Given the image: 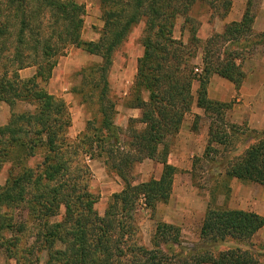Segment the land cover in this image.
<instances>
[{
  "label": "trees",
  "instance_id": "trees-1",
  "mask_svg": "<svg viewBox=\"0 0 264 264\" xmlns=\"http://www.w3.org/2000/svg\"><path fill=\"white\" fill-rule=\"evenodd\" d=\"M258 1L248 0L239 23L226 25L203 42L194 9L206 10L209 22L223 20L232 0H104L102 36L87 43L82 39L85 7L78 0H0V103L11 110L9 123L0 128V175L8 166L6 181L0 184V248L8 262L43 264L45 253L44 264H264V243L253 241L264 228V217L214 202L223 177L264 189V131L234 125L228 117L233 103L211 101L207 92L213 75L237 90L245 81L242 63L264 45V33L253 31ZM180 18L189 33L187 42L174 36ZM141 22L143 55L128 94L132 103L125 105L140 110L141 117L129 120L125 146L108 77L114 54ZM72 45L102 59L101 65L80 73L84 79L98 77L75 90L84 103L96 98L97 112L76 140L69 137L67 104L46 89L58 58ZM32 67L36 75L22 79L20 72ZM23 105L28 108L18 110ZM194 106L210 125L206 151L194 159L192 171L201 162L209 167L223 163L224 173L214 175L216 187L199 246L183 247L182 229L160 222L147 247L137 219L141 211L154 218L158 206L169 203L180 173L169 163L171 141ZM197 126L195 122L193 130ZM86 158L103 159L124 184L103 216L96 209L99 196L92 192ZM145 160L161 164L163 173L158 180L136 183L132 174ZM27 219L43 228L38 250L22 249L21 256L16 236L25 232L20 221Z\"/></svg>",
  "mask_w": 264,
  "mask_h": 264
},
{
  "label": "rangeland",
  "instance_id": "rangeland-1",
  "mask_svg": "<svg viewBox=\"0 0 264 264\" xmlns=\"http://www.w3.org/2000/svg\"><path fill=\"white\" fill-rule=\"evenodd\" d=\"M78 1L85 7L82 39L87 43H97L101 38L104 29V21L102 20L101 11L102 1L104 0ZM192 15L198 22L202 23L199 28L198 37L203 42L210 39L214 33H219V30L223 28V21L225 19H214L209 22L210 17L204 9L199 10V8H195L194 14ZM144 27L145 25L143 22L139 23L129 35L127 41L116 51L113 57V65L108 77L111 94L118 102L116 124H118L120 129L123 130V135L120 137L122 145H125V142H127V129L130 119L127 112H125L123 108H125L126 104L130 105L132 103V98H128V94L137 74L138 60L143 55V47L141 46L140 41ZM174 36L177 40L187 42L189 33L183 18H180L177 21ZM101 63V57L97 55H90L83 48H78L74 45L69 46L66 54L58 58V64L54 70L53 78L46 85L48 92L53 93V96L56 98L65 101L69 108L72 120L69 137L72 140H76L80 134L85 131L87 122L93 120L97 112V107L95 105L97 99L92 98L84 103V100L75 94V90L82 88L85 83H91L94 79L97 82L98 77L92 75L91 77L84 79L83 75L80 73L88 66H99ZM196 63L200 66L202 64L201 58H199ZM24 71H26L24 74H21L20 72V77H23L22 79L24 80H28V78H24L25 73H28L30 77H34L37 73V68H27ZM196 84L199 87V84ZM194 96L196 97V94ZM26 108L28 107L23 105L19 106L18 110L23 111ZM195 110H199L204 114V112L196 106H194L192 113H195ZM125 114L127 115V118H125ZM197 117L200 118L198 120L195 119V122H197L198 125L197 129L199 126H202L201 128H209L210 122L205 115L204 118L200 116ZM137 128L140 129L141 127L138 125ZM175 143L176 139L174 138L171 141V148H173ZM240 146H243V144H240ZM121 148H123V146H121ZM86 160L93 175L91 182L92 192L94 195L96 194L99 196V203L96 205V209L99 214L103 216L108 204L111 203L112 196L117 193L121 187L123 188L124 184L120 178L116 176V173L112 171L108 172L103 159L90 160L89 158H86ZM38 162H40V159H37V163ZM187 162L186 157L185 163ZM157 165L158 164H154L148 160L138 164L132 174L135 182H148L159 176L160 172L159 169H157L159 166ZM160 167L162 169V166ZM104 169H106L107 176L105 175L106 172ZM224 169L225 164L223 163L222 165L213 164L212 167H209L204 162H201L198 164L196 171L194 172L180 170V173L176 177L172 198L169 203L166 205H159L154 218H151L150 213L141 211V215L137 219V226L141 229L140 236L142 237V243H144L147 247L151 246V241L154 237L157 224L160 222L175 225L180 229H194L195 231H199L203 224L201 216H203V214L205 216L208 209V203L211 201V190L216 187L215 181L217 177L214 175L216 171L224 173ZM5 180L6 173L3 172L0 176V183L4 184ZM219 181L220 184L218 185V189H216L214 196H217L214 201L216 205L221 206L224 204L228 209H231V207L234 206L250 207L251 201L249 199L251 197L249 195H258L260 199H263L264 197V189L256 184L245 185L238 180L227 179L226 177L220 178ZM236 184L243 186L247 192L242 194L240 193V197H235V192L233 190ZM228 187L230 190H228ZM238 199L242 200L244 203L240 205V203H237ZM8 213L10 215L16 214L13 213V211H9ZM60 215H64V208L61 210ZM20 222L25 232L23 234H19L18 232L16 237L20 239L18 249L20 250L19 254L23 256V250L26 248H28V250L34 248L35 252L38 250L36 242L38 239L39 229H42L43 227L40 223L31 224L29 219ZM15 231H18V228L15 229ZM9 237L11 236L9 235ZM190 237L191 236L189 235H185L183 238V247L187 249H194L195 246L200 245V241L195 242V236H193V239ZM1 252L3 253V250L0 248V264H16V261L8 262L4 254ZM41 257L43 259L42 263L44 264L47 256L44 253ZM32 261H34L33 258Z\"/></svg>",
  "mask_w": 264,
  "mask_h": 264
},
{
  "label": "crops",
  "instance_id": "crops-1",
  "mask_svg": "<svg viewBox=\"0 0 264 264\" xmlns=\"http://www.w3.org/2000/svg\"><path fill=\"white\" fill-rule=\"evenodd\" d=\"M232 1V10L227 16V18L223 21V28L219 30V33H222L224 31L226 25L235 22L239 23L242 20L243 15L247 9L248 0ZM253 31L257 34L264 33V0L258 1L255 5V20L253 24ZM242 70L245 73L246 78L238 90L235 85L221 78L220 76H211L207 90L208 98L209 100L214 102L233 103L232 109L229 112L228 117L234 125L251 131H264V45L258 46L253 52V54L242 63ZM24 72L26 71H21V74H24ZM24 78L30 79L32 77H30L28 73H25ZM198 88V85L195 83L193 86L194 95L196 94ZM50 94L54 95L53 93ZM123 109L125 110V112H127L128 117L130 119H139L141 117L140 110L128 109L126 107ZM125 116V118H127L126 114ZM196 116L204 118V114L199 110H195V113L188 115L185 118V121L181 127L179 134L177 135L176 143L171 150L169 163L176 167L178 170H185L191 172L193 169L194 159L196 157L202 158L206 151L209 140V130L208 127L201 128L202 126H199L196 131L193 130V125L195 123ZM10 117L11 110L9 106L0 103V128L6 126L9 123ZM116 125L120 128L118 124ZM186 157L188 161L187 163H185ZM148 161L153 162L154 164H158L152 160ZM157 166H159L157 167V169H159L160 174L159 176L151 180H158L163 173V166L161 164H158ZM160 166H162V169ZM7 168L8 166L3 170V172L7 173ZM106 169H104L105 172ZM105 175L107 176V172L105 173ZM123 189L124 187H121L117 193L121 192ZM233 191L235 192V197H240V193L242 194L247 192L243 186H239L238 184L235 185ZM249 196L251 197L249 199L251 201L250 207L234 206L231 207V209L245 212H253L258 214L259 216L264 217V197L263 199H260L258 195L255 194ZM237 203H240L241 205L244 202L238 199ZM201 217L204 221V214ZM200 231L201 229L199 231H195L194 229H182V237L184 238L185 235H189L191 236L190 238L193 239V236H195V242H199ZM253 241L256 243H264V228L259 231L257 235H255Z\"/></svg>",
  "mask_w": 264,
  "mask_h": 264
},
{
  "label": "built area",
  "instance_id": "built-area-1",
  "mask_svg": "<svg viewBox=\"0 0 264 264\" xmlns=\"http://www.w3.org/2000/svg\"><path fill=\"white\" fill-rule=\"evenodd\" d=\"M198 71V70H197Z\"/></svg>",
  "mask_w": 264,
  "mask_h": 264
}]
</instances>
